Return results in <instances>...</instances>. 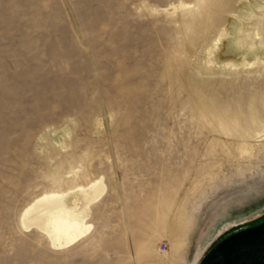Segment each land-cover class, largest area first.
<instances>
[{
    "label": "rangeland",
    "instance_id": "obj_1",
    "mask_svg": "<svg viewBox=\"0 0 264 264\" xmlns=\"http://www.w3.org/2000/svg\"><path fill=\"white\" fill-rule=\"evenodd\" d=\"M196 1L0 0V264H190L219 228L204 256L264 223V141L242 153L193 114L200 94L225 115L264 92V70L192 71L198 93L179 92L165 72L173 7ZM48 143L59 153L50 159ZM63 160L62 190L97 177L106 190L90 232L55 251L19 215L56 188L49 173Z\"/></svg>",
    "mask_w": 264,
    "mask_h": 264
},
{
    "label": "bare ground",
    "instance_id": "obj_2",
    "mask_svg": "<svg viewBox=\"0 0 264 264\" xmlns=\"http://www.w3.org/2000/svg\"><path fill=\"white\" fill-rule=\"evenodd\" d=\"M262 2L264 0H252L235 11L234 0H197L193 7L182 3L173 7L170 15L175 18L173 22L177 25V41L166 59L165 72L171 82L177 85L179 92H202L205 86L191 81L194 77L191 72L195 70L208 71L212 70V66L219 72L227 70L257 74L264 70ZM254 10L260 13L255 14ZM225 14H232L234 19L227 27L218 29L209 44L207 37L214 33L213 30L221 24ZM252 18L255 21L250 28L241 22ZM223 39L225 41L220 47L219 43ZM192 57L199 59L192 61ZM253 66H256V70L248 71L247 68ZM203 95L197 96L200 106L193 111L200 125H208L213 132L242 142L239 146L242 153L253 150L252 146H245L247 140L264 141V92L249 93L245 100L237 101L235 109L225 115L220 113L213 100ZM44 151L48 159L59 154L58 148L51 143L44 147ZM69 164L65 160L56 164L49 173L56 188L34 197L19 215L20 228L24 231L34 230L55 251L71 248L90 232L92 225L88 220L92 206L103 197L106 190L102 177L85 185H76L73 189L62 190V173ZM69 174L77 176L73 170ZM225 228H219L214 241ZM213 242L199 247L191 264H200Z\"/></svg>",
    "mask_w": 264,
    "mask_h": 264
},
{
    "label": "water",
    "instance_id": "obj_3",
    "mask_svg": "<svg viewBox=\"0 0 264 264\" xmlns=\"http://www.w3.org/2000/svg\"><path fill=\"white\" fill-rule=\"evenodd\" d=\"M200 264H264V223L223 238Z\"/></svg>",
    "mask_w": 264,
    "mask_h": 264
},
{
    "label": "built area",
    "instance_id": "obj_4",
    "mask_svg": "<svg viewBox=\"0 0 264 264\" xmlns=\"http://www.w3.org/2000/svg\"><path fill=\"white\" fill-rule=\"evenodd\" d=\"M165 249H166V244L163 243V244H162V248H161V250H162V251H165Z\"/></svg>",
    "mask_w": 264,
    "mask_h": 264
},
{
    "label": "crops",
    "instance_id": "obj_5",
    "mask_svg": "<svg viewBox=\"0 0 264 264\" xmlns=\"http://www.w3.org/2000/svg\"><path fill=\"white\" fill-rule=\"evenodd\" d=\"M192 262V261H191ZM191 264V263H190Z\"/></svg>",
    "mask_w": 264,
    "mask_h": 264
}]
</instances>
